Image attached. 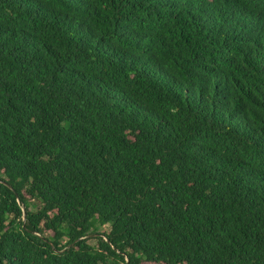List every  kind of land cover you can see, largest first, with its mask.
I'll return each mask as SVG.
<instances>
[{
	"label": "trees",
	"instance_id": "1",
	"mask_svg": "<svg viewBox=\"0 0 264 264\" xmlns=\"http://www.w3.org/2000/svg\"><path fill=\"white\" fill-rule=\"evenodd\" d=\"M0 264H264V0H0Z\"/></svg>",
	"mask_w": 264,
	"mask_h": 264
},
{
	"label": "rangeland",
	"instance_id": "2",
	"mask_svg": "<svg viewBox=\"0 0 264 264\" xmlns=\"http://www.w3.org/2000/svg\"><path fill=\"white\" fill-rule=\"evenodd\" d=\"M109 231V225H100L98 226L97 232L98 233H104Z\"/></svg>",
	"mask_w": 264,
	"mask_h": 264
},
{
	"label": "water",
	"instance_id": "3",
	"mask_svg": "<svg viewBox=\"0 0 264 264\" xmlns=\"http://www.w3.org/2000/svg\"><path fill=\"white\" fill-rule=\"evenodd\" d=\"M24 215H26V208L25 206L23 207Z\"/></svg>",
	"mask_w": 264,
	"mask_h": 264
}]
</instances>
